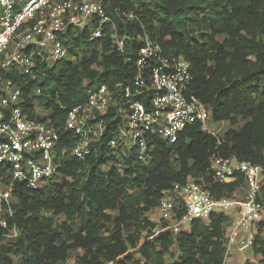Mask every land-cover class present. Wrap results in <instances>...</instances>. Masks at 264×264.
<instances>
[{
    "label": "trees",
    "instance_id": "trees-1",
    "mask_svg": "<svg viewBox=\"0 0 264 264\" xmlns=\"http://www.w3.org/2000/svg\"><path fill=\"white\" fill-rule=\"evenodd\" d=\"M103 6L116 32L127 37L123 53L113 46L110 26L95 40L87 30L69 31L67 58L17 79L27 82L24 96L41 88L24 106L30 112L40 106L37 116L59 132L57 151L65 156L59 176L41 188L14 183L8 224L17 236L3 242L0 228V264H67L70 251L77 249L75 264H165L172 246L180 254L168 264H224L226 214L212 212L186 231L155 235L157 224L147 214L163 192L189 178H203L217 200L235 196L245 186L242 176L214 180L208 172L212 155L264 160V0H104ZM143 34L165 55L189 62L188 92L208 107L213 121L226 122L225 130L217 136L193 124L174 143L154 137L146 163L136 157L111 163L114 156L105 143L112 132L85 159L69 157L75 136L64 129L67 110L85 101L92 84L129 83ZM8 180V168L0 164V181ZM256 199L264 208V183ZM182 214L178 210L176 218ZM250 248L257 264H264V220L257 223Z\"/></svg>",
    "mask_w": 264,
    "mask_h": 264
},
{
    "label": "built area",
    "instance_id": "built-area-1",
    "mask_svg": "<svg viewBox=\"0 0 264 264\" xmlns=\"http://www.w3.org/2000/svg\"><path fill=\"white\" fill-rule=\"evenodd\" d=\"M103 1L0 0V164L9 173L8 182L0 181V228L6 238L17 236L16 228L8 224L13 214L14 183L41 188L59 176L60 160L65 156L57 151L59 132L54 125L38 118L40 106L35 104L31 112L24 106L26 98L41 94V88L35 87L24 96L23 86L27 82L21 85L17 79L31 74L36 66H50L67 58L69 52L64 42L69 31L77 34L87 30L89 39L95 40L110 26L113 46L123 53L127 37L116 32ZM124 17L130 19L132 15ZM138 40L129 83L114 87L92 84L86 90L85 101L67 110L64 129L75 136L67 152L69 157L85 159L107 132H112L105 145L116 159H110L113 164L123 157H136L146 163L150 160L152 138L174 143L193 124L215 135L206 126L210 118L208 107L188 92L192 78L189 62L182 56L165 55L160 44L148 34L138 36ZM208 172L214 180L224 183L241 175L246 195L217 200L201 177L174 183L163 192L157 206L162 215H169L170 222L158 231L167 229L177 234L186 231L193 221H205L216 207L224 214L231 210L235 216L225 223L223 237L224 256L228 259L234 249L252 245L256 231L253 227L263 219L264 208L256 197L264 180V160L254 163L239 160L234 154L212 155ZM180 209L183 214L176 218ZM185 226L188 228L183 230ZM247 230L252 234L247 235Z\"/></svg>",
    "mask_w": 264,
    "mask_h": 264
},
{
    "label": "rangeland",
    "instance_id": "rangeland-1",
    "mask_svg": "<svg viewBox=\"0 0 264 264\" xmlns=\"http://www.w3.org/2000/svg\"><path fill=\"white\" fill-rule=\"evenodd\" d=\"M206 126L209 130V132H212L214 133L215 135L219 136L223 133V131L225 130L227 124L226 122H215L213 121L211 118H209L206 122ZM148 159V158H146ZM262 183H264V180L262 181ZM247 193V188L244 186L242 188H239L236 190L235 194L237 197L239 198H243ZM13 201V199H11V202ZM214 212H219V208L216 207L215 208V211ZM226 215L229 217V218H233L235 216V214L233 213V211L229 210L227 211ZM147 217L148 219L151 221V222H154L157 224V228L153 231L154 232V235L156 234V232H158V230L160 228H164L166 226L169 225V221L167 220V217L168 216H164L162 215L158 210L157 208L153 209L151 212H149L147 214ZM264 220V216H263V219ZM257 228V224L256 226L253 227V230ZM188 228V226H185L183 230H186ZM167 230V229H166ZM164 230V231H166ZM169 231V230H168ZM246 234L247 235H250L252 234V232L250 230H247L246 231ZM15 238V237H13ZM13 238H6V237H3L1 239V241L3 242H10L11 240H13ZM81 251L79 249L77 250H71L70 251V254H69V258L67 260V264H75L74 262V257L79 254ZM179 251L177 249L176 246H172L170 248V251L169 253H167L165 255V264H168L170 262H173L177 256H179ZM135 258H140L138 254H135ZM16 258H14V261H15ZM246 263H251V264H257L258 263V256H256L252 249L250 247H247V248H243L241 250H236L234 249L233 253L230 255V257L228 259H224V264H246Z\"/></svg>",
    "mask_w": 264,
    "mask_h": 264
}]
</instances>
